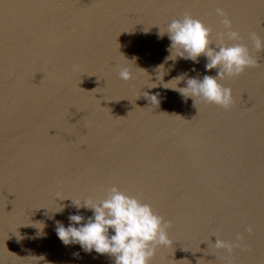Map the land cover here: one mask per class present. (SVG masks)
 <instances>
[{"label": "water", "instance_id": "95a60500", "mask_svg": "<svg viewBox=\"0 0 264 264\" xmlns=\"http://www.w3.org/2000/svg\"><path fill=\"white\" fill-rule=\"evenodd\" d=\"M217 8L258 62L219 81L231 106L149 89L173 19L190 14L233 43ZM251 33L264 39V0H0V264H114L55 231L76 214L71 199L113 186L171 222L150 264H264V50ZM123 56L141 68L129 81ZM205 64L178 59L163 80L215 76Z\"/></svg>", "mask_w": 264, "mask_h": 264}, {"label": "clouds", "instance_id": "9594fccd", "mask_svg": "<svg viewBox=\"0 0 264 264\" xmlns=\"http://www.w3.org/2000/svg\"><path fill=\"white\" fill-rule=\"evenodd\" d=\"M216 14L222 18L221 23L225 28L221 35L233 43L227 44L223 39L218 43L213 42L210 38L211 27L187 13L180 19H173L164 31L159 29L158 38L167 35L170 41L167 49L169 55L155 67L156 81L159 83H150L148 80L151 85H147L149 89L163 87L177 91L185 100L199 99L225 109L231 106V89L219 81L225 77L239 76L246 68L256 67L258 62L248 46L240 42L242 38L238 31L232 29V22L226 13L217 8ZM250 39L257 51L264 50V39L255 33L250 34ZM202 55L206 59L205 71L216 69L215 76L198 78L184 72L164 82L163 77L175 69L178 59L197 64ZM123 58L126 63L119 67L118 75L121 80L129 81L134 78L135 70L141 68L135 66L136 57L131 60L125 56ZM169 61L172 63L168 64ZM181 81L184 87H178ZM173 82L174 87L167 86ZM144 96L150 104L159 105L161 102L159 93H146ZM71 206L76 209V214L69 215L67 227L60 221L56 222V235L65 246L78 244L85 254L108 255L114 264H150L159 247L172 243L167 233L171 222L156 214L150 204L141 202L137 196L129 195L115 186L107 190L103 199H71ZM64 207L61 205L57 212L63 211ZM81 209L91 211L92 215L86 218L80 214ZM246 231L251 234L253 229L249 227ZM240 239L238 235L237 240ZM214 246L229 252L233 248L232 244L217 238ZM73 256L78 257L79 252H74Z\"/></svg>", "mask_w": 264, "mask_h": 264}]
</instances>
